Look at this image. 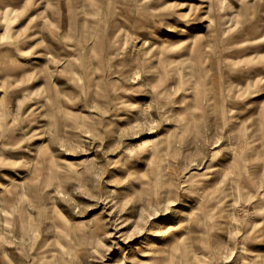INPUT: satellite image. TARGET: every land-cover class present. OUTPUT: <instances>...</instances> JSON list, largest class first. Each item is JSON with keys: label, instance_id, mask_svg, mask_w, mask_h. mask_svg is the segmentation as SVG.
<instances>
[{"label": "rangeland", "instance_id": "1", "mask_svg": "<svg viewBox=\"0 0 264 264\" xmlns=\"http://www.w3.org/2000/svg\"><path fill=\"white\" fill-rule=\"evenodd\" d=\"M44 6L57 44L78 38L64 60L29 39ZM260 18L264 0H0V264H264Z\"/></svg>", "mask_w": 264, "mask_h": 264}, {"label": "crops", "instance_id": "2", "mask_svg": "<svg viewBox=\"0 0 264 264\" xmlns=\"http://www.w3.org/2000/svg\"><path fill=\"white\" fill-rule=\"evenodd\" d=\"M37 5L38 4H36L35 5V8H34V10L31 12V14H33V17H31L30 16V18L28 19V21H31V18L33 19L34 17L35 18H37V16L39 17V15H40V13L38 12V7H37ZM47 5V4H46ZM50 6L51 5H49V8H50ZM49 8H47V6H44V9H43V11L44 12H42V14H44V16H42L43 17V19L44 18H46V20H47V22L50 24V28H49V30H47L46 32H45V29H43V27H44V25H42V24H40V22L42 21H38L34 26H33V28H32V32L33 33H30V36H29V39L32 41V42H37V41H39V43L40 42H44V41H42L43 40V37L44 36H47V46H49V52H48V54H51L52 55V53L54 52H61V53H63V57H61V58H63V60L65 59V58H67L69 55H68V51H75V49H77V47H80L79 46V41H78V38H76V43L75 44H71V46L68 44H62V43H60V45L59 44H57V38L58 37H60V36H64L66 39H67V37H68V32H69V28H70V26H68V22H67V18L65 17V15H63V16H61V15H59V13L58 14H52L51 12H49L50 14H48V13H46V9H47V11H48V9ZM50 11H53V12H56V11H58V9H57V4L55 3L53 6H51V10ZM61 14V13H60ZM235 16L236 17H238L239 15L238 14H235ZM49 17V18H48ZM64 18H66V19H64ZM259 20V19H258ZM260 20H262V21H264V18H260ZM32 24H33V22H32ZM77 24V23H76ZM75 24V26H76V28L77 27H79L78 25H79V23H78V25H76ZM257 26V25H256ZM256 26H254V25H248V26H243V27H241V29L238 31H236L235 33H237V32H242V34L244 35H250V36H255V35H257V29H256ZM59 28H61V33H60V35L58 34V32H57V30L59 29ZM75 28V30H77ZM56 30V32H55V30ZM73 30H74V28H72ZM38 30H41V32H38ZM193 30V29H192ZM188 31H191V30H189L188 29ZM48 33V34H43L42 35V33ZM81 33V34H80ZM230 33H232V32H230ZM65 34H67V35H65ZM78 34H79V36H81L82 38L84 37V35L85 34H83V30H80V32L78 31ZM77 34V35H78ZM88 34H89V32H88ZM92 34V33H91ZM87 35V34H86ZM39 36V37H38ZM62 36V37H63ZM92 36L94 37V33L92 34ZM180 36H184L185 38H187L188 40H190L189 41V43L187 44V56H189L190 55V53L191 52H195V51H197L200 47L199 46H197V44H195L197 41H199V36H200V34H198V36H196L195 34H189L188 32H187V34H182V35H180ZM241 35H237L236 37H240ZM78 37V36H77ZM36 39V40H35ZM231 40H233V39H231ZM28 46L29 45H31V44H27ZM161 46L163 47V46H166L167 48H169V49H173V48H175V47H178L179 46V36H178V38H174V39H169L168 40V38H162V41H161ZM161 47V49H163ZM185 47H186V44H185ZM184 47V48H185ZM91 48H92V50H93V48H94V46H93V44L91 45ZM82 49H83V47H82ZM29 50H31V49H28V51ZM48 50V49H47ZM98 51H100L99 49H98ZM97 51V52H98ZM19 53H20V51H19ZM46 55L47 57L48 56H51V55ZM229 58V57H228ZM228 58H226V59H228ZM48 59H51L52 60V57H50V58H48ZM73 60L75 59V60H78L79 59V57L77 56L76 58H72ZM54 60H56V58H54ZM197 60V58L195 59H193V61H196ZM49 62H50V60H48ZM230 61H233L231 58H230ZM47 62V61H46ZM239 61L237 60V62L236 63H238ZM65 64L67 65L68 63H67V61L65 62ZM256 68V67H255ZM253 69V67L251 68V70ZM257 69H260V68H257ZM254 74V73H253Z\"/></svg>", "mask_w": 264, "mask_h": 264}, {"label": "bare ground", "instance_id": "3", "mask_svg": "<svg viewBox=\"0 0 264 264\" xmlns=\"http://www.w3.org/2000/svg\"><path fill=\"white\" fill-rule=\"evenodd\" d=\"M65 35H67V34H65ZM89 42V41H88Z\"/></svg>", "mask_w": 264, "mask_h": 264}]
</instances>
